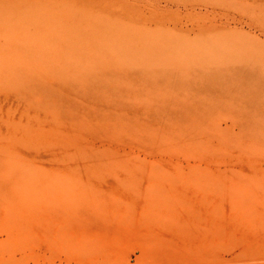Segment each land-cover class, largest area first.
I'll use <instances>...</instances> for the list:
<instances>
[{"label":"rangeland","instance_id":"374dc122","mask_svg":"<svg viewBox=\"0 0 264 264\" xmlns=\"http://www.w3.org/2000/svg\"><path fill=\"white\" fill-rule=\"evenodd\" d=\"M0 17L31 61L60 60L82 120L9 152L0 110V264H264V0H0Z\"/></svg>","mask_w":264,"mask_h":264},{"label":"bare ground","instance_id":"6f19581e","mask_svg":"<svg viewBox=\"0 0 264 264\" xmlns=\"http://www.w3.org/2000/svg\"><path fill=\"white\" fill-rule=\"evenodd\" d=\"M157 6V9L170 10L175 6L177 10L187 11L186 5H173L172 2H165L163 6L157 4ZM12 8L14 9L15 7L12 6ZM1 19L0 17V42L7 40L9 46L15 50H20L21 61H24L18 64L13 58L0 55V94L2 97L0 99V102H2L0 110L5 109L6 113L2 128L6 131L4 144L9 148L8 151L11 152V149L14 150L18 147L20 140H22V143L27 144L29 135L33 136L40 133L43 135L61 136L63 132L60 131L59 126L63 125L64 121L72 123L82 120L76 114L77 109L75 108L76 110H74L67 103L72 97L79 94L72 84L74 82L72 77L68 73L63 72L65 87L57 91L54 89L52 79L48 75L55 68H59L57 62H60V60L54 56L47 55L50 57L51 63L54 64L51 66L52 70L50 71L31 61L30 50L28 48H18L14 44V36L10 31V28L14 26L13 20L6 18L2 23ZM25 23L27 24V21ZM18 26L22 28L23 26L28 27L22 23L18 24ZM42 48L39 46V51ZM12 55L14 56V53ZM43 55L40 53L41 57ZM22 96L24 98H19L21 104L16 102L15 98ZM34 122L38 123V127H36ZM16 128L21 130V139L14 132ZM64 136L66 135L64 134ZM29 187L30 184L27 180L15 178L13 189L15 192L28 190ZM2 192L3 190L0 191V193ZM225 194L235 196L236 192L233 189H229Z\"/></svg>","mask_w":264,"mask_h":264}]
</instances>
